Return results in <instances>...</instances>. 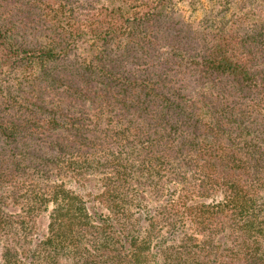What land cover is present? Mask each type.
<instances>
[{"label":"trees","instance_id":"16d2710c","mask_svg":"<svg viewBox=\"0 0 264 264\" xmlns=\"http://www.w3.org/2000/svg\"><path fill=\"white\" fill-rule=\"evenodd\" d=\"M237 2L0 0V264H264V17Z\"/></svg>","mask_w":264,"mask_h":264},{"label":"rangeland","instance_id":"374dc122","mask_svg":"<svg viewBox=\"0 0 264 264\" xmlns=\"http://www.w3.org/2000/svg\"><path fill=\"white\" fill-rule=\"evenodd\" d=\"M237 4H241V6H243V8L247 12L252 11L255 14L262 15L264 17V0H239ZM205 5L206 3L204 1L194 2L193 4L194 10H191V8L187 6L185 2L179 3V6L183 8V10L188 14H198L200 11V8ZM45 221H46V213H43L39 219V225L41 227H44Z\"/></svg>","mask_w":264,"mask_h":264}]
</instances>
